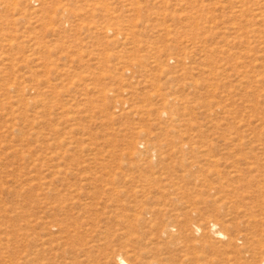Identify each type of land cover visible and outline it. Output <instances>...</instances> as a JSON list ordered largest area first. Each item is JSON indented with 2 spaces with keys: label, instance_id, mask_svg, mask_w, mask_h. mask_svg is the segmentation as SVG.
Segmentation results:
<instances>
[{
  "label": "rangeland",
  "instance_id": "1",
  "mask_svg": "<svg viewBox=\"0 0 264 264\" xmlns=\"http://www.w3.org/2000/svg\"><path fill=\"white\" fill-rule=\"evenodd\" d=\"M120 257L264 264V0H0V264Z\"/></svg>",
  "mask_w": 264,
  "mask_h": 264
},
{
  "label": "bare ground",
  "instance_id": "2",
  "mask_svg": "<svg viewBox=\"0 0 264 264\" xmlns=\"http://www.w3.org/2000/svg\"><path fill=\"white\" fill-rule=\"evenodd\" d=\"M198 228H200V227L198 226ZM220 232L221 231H219V234L221 235L222 233H220ZM120 264H129V263L123 257H120Z\"/></svg>",
  "mask_w": 264,
  "mask_h": 264
}]
</instances>
